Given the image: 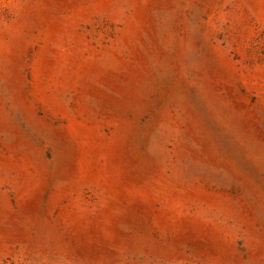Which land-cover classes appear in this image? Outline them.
<instances>
[{
	"label": "rangeland",
	"instance_id": "374dc122",
	"mask_svg": "<svg viewBox=\"0 0 264 264\" xmlns=\"http://www.w3.org/2000/svg\"><path fill=\"white\" fill-rule=\"evenodd\" d=\"M0 264H264V0H0Z\"/></svg>",
	"mask_w": 264,
	"mask_h": 264
}]
</instances>
